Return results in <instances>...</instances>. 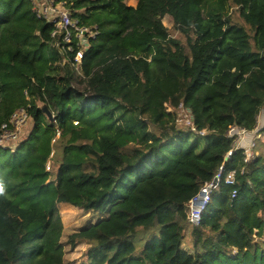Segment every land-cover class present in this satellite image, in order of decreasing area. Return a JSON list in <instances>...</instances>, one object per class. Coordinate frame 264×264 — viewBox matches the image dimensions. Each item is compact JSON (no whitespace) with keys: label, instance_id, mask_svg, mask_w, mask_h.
Returning a JSON list of instances; mask_svg holds the SVG:
<instances>
[{"label":"trees","instance_id":"obj_1","mask_svg":"<svg viewBox=\"0 0 264 264\" xmlns=\"http://www.w3.org/2000/svg\"><path fill=\"white\" fill-rule=\"evenodd\" d=\"M66 1L100 31L81 63L30 0H0V127L21 107L34 125L0 148L15 154L0 158V264H68L81 244L82 264H264V141L248 159L228 134L257 129L264 111V0ZM222 164L235 181L191 225ZM61 203L107 216L64 237Z\"/></svg>","mask_w":264,"mask_h":264},{"label":"built area","instance_id":"obj_2","mask_svg":"<svg viewBox=\"0 0 264 264\" xmlns=\"http://www.w3.org/2000/svg\"><path fill=\"white\" fill-rule=\"evenodd\" d=\"M30 1L36 17L53 25L54 30L52 36L58 38L59 47L61 46L62 49L68 51H74L78 48L74 61L81 63L85 50L90 45V40L98 37L100 33L99 28L97 26L80 24L79 19L73 16V10L68 6L66 0ZM30 118L31 117L25 107L18 108L12 114L10 120L0 127V148L12 147L11 144H15L19 141L21 139L23 127ZM228 134L233 138H235L236 135H244L245 137L243 136L242 139L244 140L249 134V131L233 125ZM242 142L243 141H241V143ZM232 153L233 152L230 151L228 156H231ZM46 169L47 171H51V160L48 161ZM224 173L225 164H222L213 181L206 183L199 193L191 200L189 215L191 225L199 224L201 222L202 214L211 201L212 193L218 188L223 178H225L227 183H233L235 181V171H230L225 177ZM49 181L50 180H48V182ZM234 196H236V192L233 193V197Z\"/></svg>","mask_w":264,"mask_h":264},{"label":"rangeland","instance_id":"obj_3","mask_svg":"<svg viewBox=\"0 0 264 264\" xmlns=\"http://www.w3.org/2000/svg\"><path fill=\"white\" fill-rule=\"evenodd\" d=\"M127 2L129 4H136L137 0H127ZM214 2H215V0L208 3V9ZM229 11L230 12L234 11V14H233L234 18L241 21V19H239L238 13L235 12L234 7L232 9H229ZM164 24L171 30V33L173 36L179 37L184 42H186L187 37L185 35H183L182 33H180L177 29H175L174 21L171 17L168 16V17L164 18ZM43 106L45 107V105H43ZM133 113H135V112H133ZM133 113H129L127 115V117L135 118L136 115H134ZM178 119H179L180 125H182L184 127H190L191 126L193 129L192 115H191L190 111L188 109H186L185 107L179 108ZM137 123L139 124L138 120L132 121V124H137ZM258 123H259V127L253 131H249V134L246 136V138H244V140H242L244 135H236L234 138L236 148L239 149L241 146H243L244 150L247 154L248 159H253L258 154V153L254 152L255 151L254 145H256V143L258 141H262V140L264 141V132H263V129H264V111L261 113V116L258 119ZM33 126L34 125H33L32 119L30 118L23 127L21 139L19 141H17L15 144H11V146L14 149L21 142L25 141L30 136V134L33 130ZM137 127H139V126H137ZM201 134H204V131ZM241 141H243V142L241 143ZM31 144H32V142L27 144L26 148L23 150V152H21V154L25 155L27 152H29ZM261 150H263L262 153H264V148H261L259 151H261ZM12 155H15V154H12L11 152H8V153L1 152L0 158H2V157L10 158V157H12ZM55 158H57V155H55ZM55 158L53 160H51V171H50V175H52V176H50L51 181L55 179V176L53 177V174H55L57 172V168H58V165H56L54 162ZM47 183H49V182L47 181ZM58 208H59V212H60L61 217H62L63 222H64V227H65L64 237L68 236L70 233H72L73 231L77 230L80 227H83V226H86V225H89L92 223L95 224L101 218H105L107 216V212H104V213L86 212V211L79 210L78 208H76L72 205L66 204V203L58 204ZM191 229H192V227H189V229L186 231V234H185V237L183 240V246L185 247V249L190 250V251L192 250ZM87 249H88V246L86 244H81L76 249L69 250V252L67 254V258H66L68 261V264H82L83 262H87V256H86V252L88 251Z\"/></svg>","mask_w":264,"mask_h":264},{"label":"water","instance_id":"obj_4","mask_svg":"<svg viewBox=\"0 0 264 264\" xmlns=\"http://www.w3.org/2000/svg\"><path fill=\"white\" fill-rule=\"evenodd\" d=\"M42 108H43V110L46 112V114L48 115L49 119H50L51 121H53V120H54V115H53V113L48 109V107L45 105V107L42 106Z\"/></svg>","mask_w":264,"mask_h":264},{"label":"clouds","instance_id":"obj_5","mask_svg":"<svg viewBox=\"0 0 264 264\" xmlns=\"http://www.w3.org/2000/svg\"><path fill=\"white\" fill-rule=\"evenodd\" d=\"M0 191H2V188H0Z\"/></svg>","mask_w":264,"mask_h":264},{"label":"crops","instance_id":"obj_6","mask_svg":"<svg viewBox=\"0 0 264 264\" xmlns=\"http://www.w3.org/2000/svg\"><path fill=\"white\" fill-rule=\"evenodd\" d=\"M137 3V2H136ZM133 5H136V4H133Z\"/></svg>","mask_w":264,"mask_h":264}]
</instances>
